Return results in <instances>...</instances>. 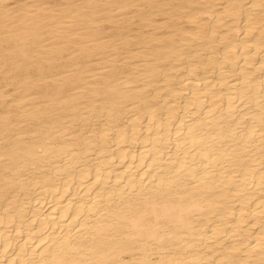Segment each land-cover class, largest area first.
I'll use <instances>...</instances> for the list:
<instances>
[{"label":"bare ground","instance_id":"6f19581e","mask_svg":"<svg viewBox=\"0 0 264 264\" xmlns=\"http://www.w3.org/2000/svg\"><path fill=\"white\" fill-rule=\"evenodd\" d=\"M0 264H264V0H0Z\"/></svg>","mask_w":264,"mask_h":264}]
</instances>
